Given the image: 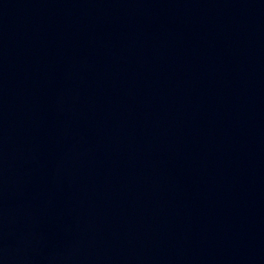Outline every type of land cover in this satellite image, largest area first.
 <instances>
[{
    "label": "water",
    "instance_id": "water-1",
    "mask_svg": "<svg viewBox=\"0 0 264 264\" xmlns=\"http://www.w3.org/2000/svg\"><path fill=\"white\" fill-rule=\"evenodd\" d=\"M0 264H264V0H0Z\"/></svg>",
    "mask_w": 264,
    "mask_h": 264
}]
</instances>
